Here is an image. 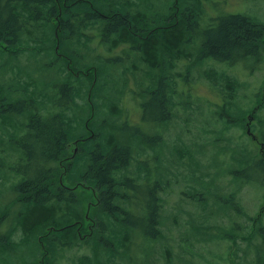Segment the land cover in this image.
Instances as JSON below:
<instances>
[{
	"label": "rangeland",
	"instance_id": "rangeland-1",
	"mask_svg": "<svg viewBox=\"0 0 264 264\" xmlns=\"http://www.w3.org/2000/svg\"><path fill=\"white\" fill-rule=\"evenodd\" d=\"M136 1L137 5L143 3L142 11L147 8L150 14H162L165 21L178 22L184 9L193 10L198 19L195 30L181 44L180 51L184 56L171 61L167 76L171 78L169 84L173 90L170 89L169 96L174 100L167 115L168 121L161 119L162 114L156 111L148 91L153 85L147 74L150 66L142 63L129 46L103 43V35L97 30L88 33L91 39L88 47L72 46L78 60L77 64L73 63L75 69L83 72L90 66L98 69V76L92 75V79L94 83L96 80L99 83L100 79L101 90L95 89L94 95L98 92L103 95L98 97L100 104L95 96L92 97L91 106H86V111L95 112V120L99 114L98 121L118 113L114 121L116 135L129 142L134 150V160L126 174L140 179L138 174L146 173L141 182L154 186L158 183L160 188V238L155 241L144 237L135 239L139 236L133 229L126 245L129 250L121 249L118 257L103 263L257 264L255 246L253 248L248 240L257 232L252 226L253 218L264 209V184L251 180L246 185L249 176L258 172L232 156L245 155L249 147L255 158H263L261 144L264 139L259 144L253 141L247 134V124L256 136L264 137V45L259 59L248 57L236 64L203 58L199 51L205 42L203 32L217 25L223 16L247 14L264 25V0H177L181 6L179 11L165 9L166 4L174 3L173 0ZM111 3L120 4L115 0ZM56 23L53 22V35ZM61 53L66 55L68 51L62 48ZM54 59V54L51 56L39 45L27 44L23 50L20 43L11 46L0 41V111L15 114L12 117L8 114L11 119L0 116V158L3 164H11L15 157L10 150V136L20 134L23 118L18 113L21 110L19 104L6 110L1 104L21 102L24 74L52 87L62 77L58 69L67 65L63 58L56 56L54 66L46 69ZM228 79L238 84L239 88L234 92L230 93L226 87ZM52 88L54 96L57 88ZM79 105L84 106L83 99ZM258 105L263 110L258 111L257 119L252 117L249 121L251 111ZM96 133L92 131L93 136ZM75 141L69 147L68 160L74 159L81 148V143L74 145ZM6 153L10 154L7 156L9 160ZM68 160L63 163L62 176L67 172ZM11 178L7 181L3 176L0 182V249L8 248L0 254V264H30L33 259L37 264L35 258L42 257L39 246L37 252H31L26 245H18L23 232L19 228L13 232L22 207L16 203L18 199L11 190L15 182ZM79 184L82 183L73 184L79 187L77 191L71 190L82 202L79 207L82 221L74 227L78 240L71 250L59 252L60 264H79L87 248L95 256L103 249L98 239L86 243L96 229L102 231L103 215L96 209L99 193L94 194ZM146 195V189L137 192L135 201L125 207L141 214ZM231 205L241 208L240 213ZM233 220L241 225L238 230L243 229L245 233L244 237L241 233L236 235L237 243L226 239L225 230L230 228ZM221 232V237L215 240ZM254 241L256 246L263 245L259 236ZM58 261L51 258L45 264H58Z\"/></svg>",
	"mask_w": 264,
	"mask_h": 264
},
{
	"label": "trees",
	"instance_id": "trees-1",
	"mask_svg": "<svg viewBox=\"0 0 264 264\" xmlns=\"http://www.w3.org/2000/svg\"><path fill=\"white\" fill-rule=\"evenodd\" d=\"M115 1L120 4H113L111 0H0L1 42L5 41L11 46L20 43L23 50L32 43L43 47L55 58L46 69L54 66L56 56L67 63L58 69L62 77L52 84L57 88L54 96L55 91L51 86L24 74L26 79L22 81L24 94L21 102L1 104L3 110L14 108L17 104L21 106L18 111L23 118L19 126L21 132L17 136L11 135L9 142L15 157L8 165L3 164L0 158V182L3 176L7 181L11 177L15 179L11 190L22 210L13 232L17 228L23 232L18 245H26L31 252H37L39 246L42 257L40 259L39 255L35 258L37 264H45L51 258L59 260L60 264L59 252L75 247L78 236L74 227L82 221L79 211L82 202L71 192L79 188L73 185L75 183H82L79 185L92 190L94 194L96 191L99 193L96 209L104 219L100 222L102 231L97 232L96 229L90 240L86 241L89 244L98 239L103 249L98 250L95 256L87 248L79 264H104L103 261L118 257L121 249L129 250L126 245L130 242L133 229L135 235L139 236L135 239L144 237L148 241H155L162 234L159 227L162 210L159 185L141 182L146 173H139L140 179L126 174L133 163L134 150L129 142L116 135L114 121L118 113L98 121L99 114L95 120L96 113H90V109L86 111L85 107L91 106L92 97L95 96L94 99L100 104L98 97L103 95L100 92L94 95L95 89L101 90L99 77V83L97 80L94 83L92 79V75L98 76V69L94 66L84 72L75 69L73 63L77 64L78 60L72 46L88 47L91 43L88 33L92 34L93 30L103 35V43L129 46L142 63L150 66L147 74L151 76L153 85L148 91L156 111L162 114L161 119L168 121L170 118L167 115L174 100L169 96L170 89L173 90L169 84L171 78L167 76L171 71V61L184 56L180 51L181 44L195 30L198 17L194 16L196 13L193 10L184 9L179 21L174 23L165 21L162 14H150L147 8L142 11L143 3L137 5L136 0ZM173 2L166 4L165 9L181 10L180 2ZM54 21L58 23L54 25L53 35ZM160 24L164 26H158ZM203 33L205 42L199 51L203 58L230 64L248 57L260 58V49L264 45V25L247 14L223 16L217 25ZM62 48L68 54L62 55ZM226 87L230 93L239 88L231 79H228ZM82 99L84 106L79 105ZM261 110L262 107L258 105L251 111V117L257 119V113ZM5 112L0 111L2 118H8V114H11ZM92 131L97 133L93 136ZM257 139L261 141L264 137L257 136ZM73 141L76 146L81 143V148L74 159L68 160ZM248 148L245 155L238 157L233 154L232 157L245 161L246 167L255 168L258 172L255 176H249L246 185L251 180L264 184V149L261 153L263 158H255L253 150ZM1 153L3 157V151ZM7 156L10 154L6 153ZM66 160L70 162L62 176L61 169ZM256 176L257 179L254 178ZM144 189L147 191L145 208L141 209V214L133 213L125 205L130 206L135 201L134 195L142 193ZM230 207L240 213L241 208ZM263 216L264 209L253 218L252 226L257 232L248 240L253 248L255 246L257 264H264ZM239 226L233 220L230 228L225 230L226 239L237 243L238 233L244 237L245 233L243 229L238 230ZM258 236L263 245L256 246L254 243ZM6 250L0 249V254ZM30 264H34V259Z\"/></svg>",
	"mask_w": 264,
	"mask_h": 264
},
{
	"label": "water",
	"instance_id": "water-1",
	"mask_svg": "<svg viewBox=\"0 0 264 264\" xmlns=\"http://www.w3.org/2000/svg\"><path fill=\"white\" fill-rule=\"evenodd\" d=\"M58 36V35H57ZM59 49V46L57 47V50ZM251 121V119H250ZM247 134L250 135L253 140H257V137L256 135L252 132L251 128L249 127L248 130H247ZM264 149V145H262V150ZM76 153V152H75Z\"/></svg>",
	"mask_w": 264,
	"mask_h": 264
},
{
	"label": "flooded vegetation",
	"instance_id": "flooded-vegetation-1",
	"mask_svg": "<svg viewBox=\"0 0 264 264\" xmlns=\"http://www.w3.org/2000/svg\"><path fill=\"white\" fill-rule=\"evenodd\" d=\"M249 127L251 128L250 124L248 123V124H247V130H248ZM262 145H263V144H261V147H262Z\"/></svg>",
	"mask_w": 264,
	"mask_h": 264
}]
</instances>
